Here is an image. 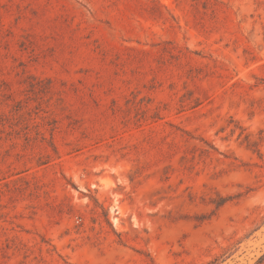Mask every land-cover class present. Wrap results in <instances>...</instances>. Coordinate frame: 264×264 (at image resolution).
Listing matches in <instances>:
<instances>
[{
	"label": "rangeland",
	"instance_id": "1",
	"mask_svg": "<svg viewBox=\"0 0 264 264\" xmlns=\"http://www.w3.org/2000/svg\"><path fill=\"white\" fill-rule=\"evenodd\" d=\"M209 262L264 264V0H0V264Z\"/></svg>",
	"mask_w": 264,
	"mask_h": 264
},
{
	"label": "trees",
	"instance_id": "2",
	"mask_svg": "<svg viewBox=\"0 0 264 264\" xmlns=\"http://www.w3.org/2000/svg\"><path fill=\"white\" fill-rule=\"evenodd\" d=\"M226 199L225 198H223L222 199V202H224ZM205 264H213V262H209V263H205Z\"/></svg>",
	"mask_w": 264,
	"mask_h": 264
}]
</instances>
